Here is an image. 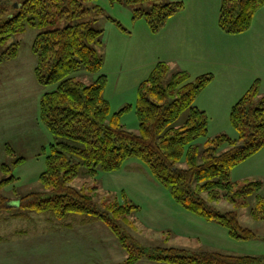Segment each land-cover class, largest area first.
Here are the masks:
<instances>
[{
	"label": "trees",
	"instance_id": "trees-1",
	"mask_svg": "<svg viewBox=\"0 0 264 264\" xmlns=\"http://www.w3.org/2000/svg\"><path fill=\"white\" fill-rule=\"evenodd\" d=\"M87 1L94 0H20L15 13L7 12L0 2V45L27 28L43 29L59 19H71L89 11ZM142 1L146 0H109L127 4ZM262 7L264 0H221L218 26L227 34L243 33L249 30L254 14ZM183 8L180 0L154 3L147 11L134 9L133 19L144 17L150 31L155 33ZM101 32L89 22H79L38 31L33 39L36 80L54 86L43 92L39 100L40 120L54 143L49 145L45 168L39 175V181L48 191L43 196L35 192L20 197L18 211L12 218L48 213L60 220L79 216L85 223L101 221L126 250L125 264L141 258L170 264H264V257L253 255L143 247L123 228L124 221L133 224L129 217L138 208L125 193L123 203H111L103 210L84 187L70 185L82 167L89 175H95L98 171H117L126 159L137 158L147 165L176 203L224 227L233 239L249 240L255 235L240 224L235 211L220 210L212 203L225 200L233 206L241 205L245 198L254 195L255 203L249 213L255 220L264 219V195L259 193L262 182L248 181L234 190L230 176L234 166L264 146V95L258 91V82L254 81L229 110L230 122L239 137L233 140L226 134H218L209 138L208 115L194 103L213 75L205 73L192 79L187 71L170 72L165 61H158L137 86L138 132L134 133L120 121L130 105L111 113L104 97L107 76L100 73L103 57L97 48L101 46ZM19 46L18 41L11 42L0 53V64L15 59ZM81 71L97 76L91 83H85L76 77ZM169 73L170 79L165 83ZM184 112L186 115L181 120ZM201 137L206 140L200 148L197 140ZM223 145L227 149L220 150ZM6 151L13 153L7 144ZM181 163L185 166L181 167ZM2 169H8L7 165L3 164ZM13 180V176L8 177L0 185ZM0 199L1 212L8 199Z\"/></svg>",
	"mask_w": 264,
	"mask_h": 264
},
{
	"label": "rangeland",
	"instance_id": "rangeland-1",
	"mask_svg": "<svg viewBox=\"0 0 264 264\" xmlns=\"http://www.w3.org/2000/svg\"><path fill=\"white\" fill-rule=\"evenodd\" d=\"M17 1L20 0H0L10 13L16 12ZM169 1L179 0H146L135 4L111 3L109 0L87 1L85 3L91 7L89 11L71 19H59L43 29L27 28L0 45L1 53L11 42L20 43L17 57L0 64V181L14 177L13 181L0 185V197L8 199L0 212V236L73 237L63 227L66 221L51 218L48 213H31L29 218H12V214L18 211L20 197L35 192L43 196L48 191L39 181V175L44 171L45 157L49 152V145L54 143V138L40 120L39 100L43 92L53 89L54 86L42 85L36 80L34 67L37 59L31 50L36 33L79 22H89L92 27L102 30L99 37L101 46L98 45L97 48L103 57L100 73L107 76L104 97L108 99L111 113L130 105L121 115L120 121L127 130L137 133V86L158 62L154 61L157 56L155 49L160 47L166 55L173 58L172 55L175 54H170V46H179L184 39L177 38L174 34L164 35L159 39V32L165 26L158 32H151L144 17L133 19V10L139 8L147 11L154 3ZM188 2L191 9L193 0ZM201 5V9L194 12L192 18L207 20L208 24L204 27H193V30L199 29L201 37L192 33L190 42L199 52L210 51L214 57L219 54L222 66L217 68L220 72L217 82L196 98L194 104L199 108L206 106L208 109L207 137L226 134L236 140L239 133L230 122L229 110L242 95L241 91H230L234 89L235 78L243 82L244 75L246 79L250 77V83L256 76L264 78V35L261 39L254 31L257 27H263V23L256 16L255 19L253 17L249 28L254 31L250 32V36L227 34L217 24V12H212V7L219 8V0H211V3L210 0H204ZM208 7H211V10H208ZM171 17L165 23L167 28L173 25L174 18ZM210 22H213L212 25ZM197 56L198 54L194 53L192 57L198 60ZM189 59L191 58L186 53L174 64L166 63L170 66V72H174L183 62L188 63ZM170 75L171 73L165 77V83L170 79ZM96 76L97 74L82 71L76 73V77L85 83H91ZM185 115L186 112L182 113L180 119L183 120ZM205 140L206 137L197 140L200 148ZM6 144L12 148V154L6 151ZM227 147L223 145L220 150ZM20 158L22 159L18 162ZM3 164L7 165L8 169H2ZM180 166L184 167L185 163ZM85 171V168H80L79 175L70 181V185L75 188L84 187L99 208L107 210L111 203H123L124 193L140 206L141 211L129 217L132 222L135 219L136 223L129 225L124 221L123 228L143 247L197 250V247L216 245L224 254L264 257V219L254 220L249 213L255 203L254 195L245 198L244 204L241 205L233 206L225 200L219 201L218 204L212 203L220 210L235 211L240 224L252 230L255 235L253 238L236 240L228 236L225 228H219L221 237L204 236L199 243L194 238H186L189 236L184 233L192 234L197 228L202 230L198 224L199 218L182 210L172 200L169 191L153 177L147 165L139 159H126L122 167L113 172L98 171L95 175H89ZM230 176L234 190L248 181H261L259 193L264 195V150L234 166ZM173 207L178 208L176 210ZM178 209L190 218L183 219ZM200 220L201 223H206L203 219ZM76 226L79 227L77 224ZM94 231L98 233L96 230L91 232ZM74 237H91V234L79 233ZM166 237L169 239L165 240Z\"/></svg>",
	"mask_w": 264,
	"mask_h": 264
},
{
	"label": "crops",
	"instance_id": "crops-1",
	"mask_svg": "<svg viewBox=\"0 0 264 264\" xmlns=\"http://www.w3.org/2000/svg\"><path fill=\"white\" fill-rule=\"evenodd\" d=\"M188 1L189 0H183L184 8L175 15H173V17H171L174 18L172 19L173 25L167 28L165 24L164 25L165 27L163 26L164 28L159 32V39L164 35L167 36L170 34H174L175 37L177 38H183L184 42H180L179 46L177 45L170 46V51H171L170 54L176 55V56L172 55L174 56L173 58L166 55L160 47H157L155 49L156 50L155 55L157 56L156 58H154V61L155 62L165 61L169 64L170 63L174 64L177 60L180 59L182 54L184 55L187 53L189 58L191 59H189L188 63L187 61L183 62V64L181 66H178L177 69L187 71L190 74V76L194 78L198 75L205 73H210L213 75L212 81L197 96V98H199L200 95L209 88V86H213V84L217 82L218 77L220 76L219 74L220 72H218L219 69L217 68H220V66H222V63L219 61L221 58L219 54H216L214 57V55L210 51L205 52V50H201L199 52L197 47L190 42L192 33H195L201 37L199 29L193 30V27L195 26L204 27L205 24H208V21L199 18H192L194 12L196 13L201 9L202 6L201 3L203 4L204 0H193V6L191 9ZM220 1L221 0H219V7H220ZM210 8L211 7H208L207 9L211 10ZM215 8L216 6H214V8L212 7V12L213 13L214 11L217 12V19H218L219 8L218 9L216 8V10ZM256 16H258L261 19V22L263 23V27H257V29L254 31L256 32V35H258L262 39L264 35V7L256 11V13L254 14V19ZM212 23L213 22H210V25H212ZM254 31L249 29L244 33H240V35L249 34L250 36V32H254ZM247 45H249V43H247ZM194 53L198 54L197 56L198 60L193 59L192 56ZM203 53L206 56H204ZM202 61H206V62H202ZM242 78L245 79L243 82L235 78L234 84L232 83L234 89H231V91L229 90L230 93L234 91H239V92L241 91L240 95H243L249 89L252 83L254 81H257L258 91L260 95H264V78H262L261 76H256V79L251 83H250V77L246 79L245 76L243 75ZM243 83H245V85H243ZM200 109L204 110L206 113H209L206 106L200 107ZM261 150H264V146L258 152H260ZM127 199L130 200L132 203H134L128 197ZM215 203L218 204L219 202H214V204ZM176 204L179 205L182 208V210L189 212L185 208H183L180 204L178 203ZM140 211L141 208L140 206H138L137 210H135V212H133L132 215L130 216H133L134 214ZM178 212L181 213V217L183 219L190 218V216L186 215V213H183L181 209H178ZM189 213L192 214L193 216H197L191 212ZM197 218H199L198 224L200 225V228L202 230H198L197 228V230H194L192 234L188 232H184L186 236H189L186 238L189 239L194 238L199 243H201L203 240L201 237L204 236L221 237L220 235L221 229L219 228H224V227L220 226L216 222L206 221L204 219L203 220L206 223H201L202 221L200 219L202 218H200L199 216H197ZM133 220L134 221L132 223L135 224L136 220L135 219ZM63 221H66L63 223V227L66 228V230H68L70 235L73 237H0V264H125V260L127 258L126 250L121 246L118 239L113 235V233L104 223H102L101 221H90L85 223L81 220V217L79 216H71L68 217L67 219L62 220V222ZM76 224L79 225V227L78 226L75 227ZM104 226L106 229H104ZM92 230H96L98 231V233L95 231L91 232ZM170 230L172 231V229ZM79 233H85V234L88 233L89 235L91 234V237H74ZM169 234L170 231H168V235ZM168 239L169 237L165 238V240ZM148 249H152V248H148ZM196 249L197 250H189V249L186 250L221 252L220 248H218L216 245L213 246L205 245V247L201 246V248L197 247ZM132 264H170V263H164L147 258H141Z\"/></svg>",
	"mask_w": 264,
	"mask_h": 264
}]
</instances>
